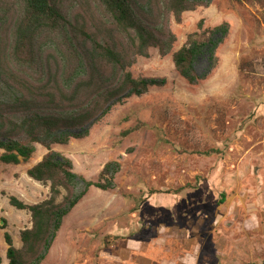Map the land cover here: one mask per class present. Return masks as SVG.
<instances>
[{"label":"rangeland","instance_id":"374dc122","mask_svg":"<svg viewBox=\"0 0 264 264\" xmlns=\"http://www.w3.org/2000/svg\"><path fill=\"white\" fill-rule=\"evenodd\" d=\"M88 3L89 24L104 23L98 2ZM205 3L180 20L169 16L176 37L169 55L150 48L128 69L136 79H166L165 86L114 106L88 137L52 147L89 181L110 162L121 170L115 189H91L64 219L42 264H264V0ZM15 4L0 0L4 40L17 19ZM85 4L69 0L70 14ZM223 23L230 34L216 69L190 85L173 54L201 24ZM206 67L199 61L197 72ZM47 153L38 145L28 163L0 162L2 264H9L5 234L20 250L22 231L33 226L31 213L10 198L36 205L50 197V186L27 174Z\"/></svg>","mask_w":264,"mask_h":264},{"label":"trees","instance_id":"16d2710c","mask_svg":"<svg viewBox=\"0 0 264 264\" xmlns=\"http://www.w3.org/2000/svg\"><path fill=\"white\" fill-rule=\"evenodd\" d=\"M14 1L18 14L11 35L8 40L0 37V162L19 166L33 158L38 145L46 148L48 153L27 174L50 186V197L36 205L11 197L12 207L31 213L33 226L21 233L22 249L15 248L8 233L5 241L9 264H42L64 219L91 189H115L121 170L119 163L110 162L98 181H89L52 147L88 137L114 106L165 86L166 79H136L128 69L137 57H148L150 48L169 55L176 43L169 16L180 20L185 12L208 3L96 0L105 22L91 25L88 0H77L87 4L74 17L69 0ZM200 30L173 54L176 71L190 85H198L216 69L217 52L229 37L230 25L201 24ZM201 60L207 67L199 74ZM225 199L222 195L221 204Z\"/></svg>","mask_w":264,"mask_h":264}]
</instances>
